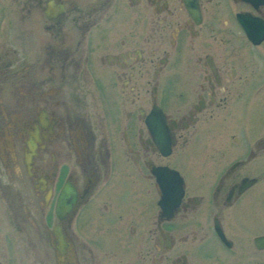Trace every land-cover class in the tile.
<instances>
[{
  "label": "flooded vegetation",
  "instance_id": "1",
  "mask_svg": "<svg viewBox=\"0 0 264 264\" xmlns=\"http://www.w3.org/2000/svg\"><path fill=\"white\" fill-rule=\"evenodd\" d=\"M263 113L264 0H0V264H264Z\"/></svg>",
  "mask_w": 264,
  "mask_h": 264
},
{
  "label": "water",
  "instance_id": "2",
  "mask_svg": "<svg viewBox=\"0 0 264 264\" xmlns=\"http://www.w3.org/2000/svg\"><path fill=\"white\" fill-rule=\"evenodd\" d=\"M167 193H164V197L163 199L165 201H167ZM175 201L173 206H177L179 198L174 197ZM75 202V193L74 190L72 188V186L70 185V183H66L62 189V191L60 192V195L58 197V202H57V212L61 214V212L66 213L69 212L71 210L72 205ZM172 208V207H171Z\"/></svg>",
  "mask_w": 264,
  "mask_h": 264
},
{
  "label": "rangeland",
  "instance_id": "3",
  "mask_svg": "<svg viewBox=\"0 0 264 264\" xmlns=\"http://www.w3.org/2000/svg\"><path fill=\"white\" fill-rule=\"evenodd\" d=\"M2 3L3 4H6V0H2ZM260 119H264V113L263 114H260ZM264 122V121H263ZM260 123V125H262L263 123L262 122H259ZM260 130H262V129H260ZM257 163V162H256ZM258 167V168H257ZM259 167H260V165H258L257 166V164H256V166L254 167V173H257V171H258V169H259Z\"/></svg>",
  "mask_w": 264,
  "mask_h": 264
}]
</instances>
